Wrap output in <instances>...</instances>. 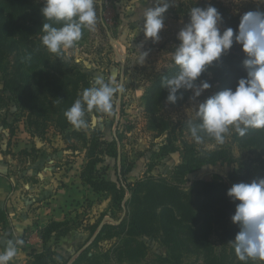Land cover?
<instances>
[{"label":"trees","instance_id":"1","mask_svg":"<svg viewBox=\"0 0 264 264\" xmlns=\"http://www.w3.org/2000/svg\"><path fill=\"white\" fill-rule=\"evenodd\" d=\"M208 5L205 2L184 0L173 5L175 8L171 12L176 18L189 17L188 12L192 7ZM211 6L216 7L221 14L219 22L223 29L231 27L234 31L244 13L264 12L263 8L254 4L246 5L243 14L230 11L219 1H214ZM42 7L43 4L33 0H0V73L3 90L9 92V98L16 106V121L21 116L26 117L32 137L45 140L53 127L62 134L64 142L74 138L81 141L86 151V161L80 172L81 181L94 193L105 194L110 198L111 212L126 210L125 217L116 220L115 224L102 223L101 218L86 226L90 231L87 239L90 244L71 264H93L95 255L90 254L93 247L119 236H122V240L112 250L120 255V259L124 255L129 258L144 255L143 238L150 237L161 240L169 249L166 255H159L163 264L172 261L170 256L173 257L177 251L194 252L205 264H249L239 260L233 244L229 249L224 247L221 252H217L209 236L214 233L220 242L230 243L240 230L239 225L231 220L239 201L233 202L227 190L235 183L264 178V129L249 128L241 136L234 128L229 145L217 143L200 132L202 140L198 143L189 129L190 122L200 123L198 117L186 121L180 127L181 162L175 166L171 180L149 174L129 181L133 162L121 152L122 133L107 137L98 125H89L87 133L74 128L64 116V112L81 96L83 90L91 86L92 78L64 52L61 57H57L42 45V24L46 22L60 26L55 21L45 20L41 13ZM87 33L88 29H84L81 40ZM246 58L242 46L234 42L231 49L209 65L195 83L209 77L211 83H217L210 96L225 89L234 90L238 80L247 75L243 64ZM178 70L176 65L171 67L156 79L144 95L149 129L157 131L158 135H168V143L160 147V156L180 149L174 144V128L169 130L170 123L160 113L165 104L179 106L188 99L190 90L180 89L176 103H169L166 101L168 90L161 87L162 78L171 77ZM93 114L97 118L104 115L95 110ZM234 149L242 152V156H236ZM39 150L33 146L31 151L24 149L21 152L31 156ZM34 157L35 154L31 158ZM217 163L236 164L241 172L232 170L228 173V180L220 181L205 178L191 182L186 178L188 173L196 172L204 165ZM186 182L190 185L183 186ZM8 218L6 208L0 206V237L8 236ZM74 228L65 220L52 221L43 229L42 238L47 244L54 237L57 243ZM59 249L52 244L45 245L42 252L32 250L29 254L30 264H69L72 255ZM179 257L174 256L176 260ZM260 264H264V261H260Z\"/></svg>","mask_w":264,"mask_h":264},{"label":"rangeland","instance_id":"2","mask_svg":"<svg viewBox=\"0 0 264 264\" xmlns=\"http://www.w3.org/2000/svg\"><path fill=\"white\" fill-rule=\"evenodd\" d=\"M33 1L44 4V0ZM181 1L184 0H169V11L164 13V28L159 33V41L154 43L151 38H145L141 15L144 7L155 5V0H96L97 23L95 28L88 30L86 37L78 41L74 48L64 52L66 57L76 62L84 71L90 74L92 82L97 75H102L107 81L113 71L121 73V76L117 79V84L123 83L125 92L122 95L117 93L115 114L113 116L103 115L96 126H100L107 137H112L118 132L122 133L121 152L126 154L129 160L133 162V169L128 175L129 181L149 174H153L156 178L171 180L175 166L181 162L182 137L180 127L184 122L197 118L196 113L199 103L205 101L217 86V83H211L210 77L201 79L196 83L197 85L201 81H207L211 86L204 90L199 97L193 98V90H190L188 99L181 105L170 106L165 104L160 113L170 123L169 130L174 128L173 135L178 138H173L175 139L174 144L180 149L168 155L160 156V147L168 143V135L167 133L158 135L157 131L149 129V117L145 109L144 95L159 76L175 65L172 54L175 46L179 43L177 33L189 21V17L176 18L171 12L175 8L173 5ZM194 1L205 2L209 5L214 1H219L230 11L241 14H243L244 8L248 4H254L264 9V0ZM121 17L126 22L121 21ZM218 27L221 32L224 30L220 22H218ZM108 32L114 38L121 39L125 37L124 57L120 59L116 57ZM143 52H147V56L141 64L139 59ZM137 89L142 90L141 95L136 94ZM92 116L96 115L92 112L85 116V119L89 122L88 127L76 129L89 133V125L95 127L91 122ZM233 129L230 128L226 133L223 143L229 145V137ZM182 134L185 137L187 136L186 133ZM75 139L64 142L62 134H59L53 127L50 128L45 140L32 137L27 126L26 117L21 116L19 121H16V106L10 100L9 92L3 90L2 75L0 73V152L3 155L10 154L11 157L19 159L14 169L7 173V176L14 178L15 187L19 190V194L27 197L26 195L30 189L25 186L28 184L26 181L30 177L35 178L36 173L32 176H28L26 173L24 175L20 174L25 167L24 158H31L34 154L37 157L39 153L58 154V158L61 159L55 161L54 168L57 169L55 171L59 172L58 184L60 189L63 190L60 194L64 197L67 195L58 204V213L64 218L63 220L78 229V232L76 230L77 233L85 234L83 237H77L76 234L72 235L73 233L70 234L73 241L77 240L70 247L71 253H78L89 246L90 242L87 239L90 231L86 229V226L101 218L102 223L111 222L115 224L117 223L116 220L123 219L126 215V210L117 209L115 213L111 212L110 198L105 194L93 193L88 185L79 180L78 173L81 172L85 164L86 151L82 142ZM36 145L40 150L39 152H32L31 156L21 152L24 149L31 151L33 146ZM234 153L236 156H242V152L237 149H234ZM18 165L21 167L20 170L17 168ZM232 170L241 172L236 164L217 163L215 165H204L200 170L193 173L210 180L220 181L222 179L228 180V173ZM64 178L66 181H63ZM186 178L192 182L187 176ZM80 182L84 185H81ZM189 185V182L183 184V186ZM55 195L57 196V194ZM20 202L24 203L25 201L21 199ZM209 237L217 252H221L224 247L229 249L232 245L231 242H220L214 233ZM121 240L122 236L114 237L93 247L90 253L95 255L93 264H163L159 255H166L169 252L168 247L161 240L144 237V255H137L132 258L124 255L123 259H120L118 257L120 255L112 249ZM0 249V252L4 251V248ZM70 252L68 253L70 254ZM176 255L180 256L178 260L174 258ZM174 256H170L172 261L166 262V264H205L202 258L194 252L177 251ZM15 261L16 258L14 257L9 264H15ZM247 263L260 264V260L249 259ZM81 264H87V262ZM234 264L239 263L235 262Z\"/></svg>","mask_w":264,"mask_h":264},{"label":"clouds","instance_id":"3","mask_svg":"<svg viewBox=\"0 0 264 264\" xmlns=\"http://www.w3.org/2000/svg\"><path fill=\"white\" fill-rule=\"evenodd\" d=\"M96 0H44L41 13L45 20L55 21L59 27L44 22L41 37L46 49L61 57L81 40L83 30H93L97 23ZM170 7L169 0H155L152 7L142 9L141 19L145 38L158 42L164 28V13ZM188 23L177 33L179 43L175 46L172 60L178 71L171 77L162 78L161 87L168 90L166 101L176 103L180 89L193 90V98L211 85L207 81L195 82L201 74L222 54L229 51L233 43L242 46L247 58L243 64L246 77L238 80L235 89H225L208 97L197 107L198 124L189 123V129L196 142H201L200 132L224 142V135L230 128L243 136L249 128L264 129V12L248 11L240 19L237 30L228 27L222 32L218 27L221 14L216 7H192ZM147 52H143L139 63H143ZM30 59V57H29ZM119 71H113L105 81L97 75L91 86L64 112L67 121L75 128L88 127L86 114L95 112L113 116L116 111L117 93L123 94V83L117 84ZM137 95L142 90H136ZM181 93V98H182ZM102 119L91 117L93 124ZM228 197L236 203L231 217L240 230L230 242L241 261H264V178L251 182L233 184L227 190ZM20 239L5 240V249L0 252V264H9L17 253Z\"/></svg>","mask_w":264,"mask_h":264},{"label":"crops","instance_id":"4","mask_svg":"<svg viewBox=\"0 0 264 264\" xmlns=\"http://www.w3.org/2000/svg\"><path fill=\"white\" fill-rule=\"evenodd\" d=\"M36 147L38 146L36 145ZM57 155L58 154L47 155L39 153L37 157L24 158L25 167L20 174L24 175L26 173V175L32 176L36 173V176L35 178L30 177V179H27L26 182L28 184L25 186L30 190L26 195L27 197H23L15 187L14 178L12 176L11 178L7 176V173L10 172L11 169H14L19 159L11 157L10 154L3 155L0 152V206L6 208L9 214L8 226L6 229L8 236H1L0 240L4 237L5 240L18 238L23 241L22 244L17 245L15 264H30V252L32 250L42 252L45 245L49 246L54 244L58 246V249L60 248L59 250L62 249L68 255H72L69 264L75 260L81 251H83L81 250L78 253L70 252V247L77 242V240H72L73 238L70 234H76L77 237H83V235H85L80 232L77 233L78 229L76 228L69 231L68 234L57 241V243L54 237L48 241L47 244L42 238V232L45 226L52 221H63L64 219L58 213V204L66 198L67 195L64 197V195L62 196L60 194L63 190L60 189L58 184V179H60L58 177L59 172L55 171L57 169L54 168L55 161L61 159L58 158ZM59 163L61 162L59 161ZM70 166H72V164H70ZM17 168L20 170V165H18ZM58 169H60V167H58ZM78 174V178L81 181L80 173ZM63 181H66V179L64 178ZM80 183L84 185L82 182ZM55 194H57V196ZM21 199H24L25 202L21 203ZM5 246L4 244L0 248L5 249ZM68 252H70V254Z\"/></svg>","mask_w":264,"mask_h":264},{"label":"water","instance_id":"5","mask_svg":"<svg viewBox=\"0 0 264 264\" xmlns=\"http://www.w3.org/2000/svg\"><path fill=\"white\" fill-rule=\"evenodd\" d=\"M108 36H109L110 42H111V44H112V46H113V48H114V51H115L116 57H117L118 59L124 57V55H125V49H126V47H125V46H126V45H125V42H126V41H125V37H122L121 39H120V38H114L110 32H108ZM96 124H97V123H96ZM96 124H93V123H92L93 126H96ZM187 177H188L190 180H192V181H194V180H196V179H200V180L205 179L204 176H197V175L194 174V173H189V174L187 175ZM94 237H95V234H94L93 238H94ZM93 238H92V239H93ZM0 244H1V245H4V244H5V238H4V237L1 238V240H0Z\"/></svg>","mask_w":264,"mask_h":264}]
</instances>
